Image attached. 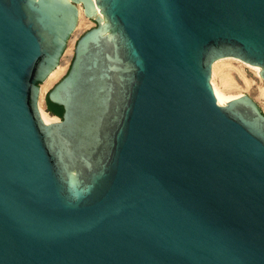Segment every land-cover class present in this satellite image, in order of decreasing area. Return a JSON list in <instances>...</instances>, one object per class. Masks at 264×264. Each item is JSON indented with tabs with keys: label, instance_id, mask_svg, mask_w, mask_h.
<instances>
[{
	"label": "water",
	"instance_id": "1",
	"mask_svg": "<svg viewBox=\"0 0 264 264\" xmlns=\"http://www.w3.org/2000/svg\"><path fill=\"white\" fill-rule=\"evenodd\" d=\"M224 56L264 77V0H0V264H264V110Z\"/></svg>",
	"mask_w": 264,
	"mask_h": 264
},
{
	"label": "bare ground",
	"instance_id": "2",
	"mask_svg": "<svg viewBox=\"0 0 264 264\" xmlns=\"http://www.w3.org/2000/svg\"><path fill=\"white\" fill-rule=\"evenodd\" d=\"M78 23L73 36L78 34L84 25H89L91 23V18L85 15L82 3H78ZM72 37L68 41V46L66 47L62 58L70 50L72 43ZM69 49V50H68ZM71 51V50H70ZM71 53V52H69ZM68 53V55H69ZM67 58V57H66ZM64 60V58H63ZM66 60L65 62H67ZM65 62L61 60L58 66L50 73L46 78V86L51 85L55 82L65 71ZM249 67L254 73L257 81L253 85V80L247 76L245 73L246 68ZM210 82L214 88L216 94L222 99H232L243 94V89L249 91L251 94H256L257 98L264 99V77L260 75L257 66L243 61L239 57L235 56H224L213 61L210 74ZM45 85H40V96L38 101V107L40 115L45 122H53L59 120L58 116L51 115L45 108L42 102L46 87Z\"/></svg>",
	"mask_w": 264,
	"mask_h": 264
},
{
	"label": "rangeland",
	"instance_id": "3",
	"mask_svg": "<svg viewBox=\"0 0 264 264\" xmlns=\"http://www.w3.org/2000/svg\"><path fill=\"white\" fill-rule=\"evenodd\" d=\"M95 24L93 23V21L91 20V23L89 24V25H84V27L82 26V28L80 29L81 31L78 33V34H76L75 36H71L72 37V45L70 46V50L68 51V53L69 52H71V53H69V55H68V53H66L65 54V56L63 57L64 58V60H63V58H62V61L63 62H65L66 60H68L67 62H65V71L63 72V74L59 77V79L62 77V76H64V74L67 72V70H68V67H69V65H70V62H71V59H72V56H73V49H74V45H75V42H76V40L78 39V37L85 31V30H87L88 28H90V27H92V26H94ZM68 46V45H67ZM67 57V58H66ZM245 73L247 74V76L249 77V78H251L252 80H253V85L255 84V82L257 81V78L255 77V75H254V73L250 70V68L249 67H247L246 68V70H245ZM59 79H57L55 82H53L51 85H48V87L46 86V82H42L41 84H43V85H45L47 88H46V90H45V93H44V96H43V98H42V102H43V105H44V108H45V103H44V101H46V93L49 91V89L59 80ZM40 84V85H41ZM243 91V93H247V94H249V95H251L257 102H258V104L261 106V108H262V110H264V99H262V98H257L256 97V94L254 95V94H251L249 91H247V90H242ZM46 109V108H45Z\"/></svg>",
	"mask_w": 264,
	"mask_h": 264
},
{
	"label": "trees",
	"instance_id": "4",
	"mask_svg": "<svg viewBox=\"0 0 264 264\" xmlns=\"http://www.w3.org/2000/svg\"><path fill=\"white\" fill-rule=\"evenodd\" d=\"M46 101H47V105H48V109L58 115V116H61L62 115V112H63V107L60 106V105H57L55 103H52L47 97H46Z\"/></svg>",
	"mask_w": 264,
	"mask_h": 264
},
{
	"label": "built area",
	"instance_id": "5",
	"mask_svg": "<svg viewBox=\"0 0 264 264\" xmlns=\"http://www.w3.org/2000/svg\"><path fill=\"white\" fill-rule=\"evenodd\" d=\"M93 21V23L95 24V21L94 20H92Z\"/></svg>",
	"mask_w": 264,
	"mask_h": 264
}]
</instances>
